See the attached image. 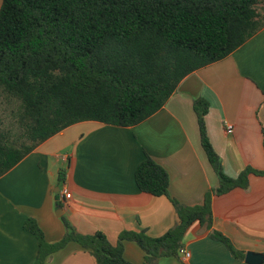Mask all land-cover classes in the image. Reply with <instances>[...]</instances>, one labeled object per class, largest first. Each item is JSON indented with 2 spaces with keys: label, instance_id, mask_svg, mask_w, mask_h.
<instances>
[{
  "label": "trees",
  "instance_id": "16d2710c",
  "mask_svg": "<svg viewBox=\"0 0 264 264\" xmlns=\"http://www.w3.org/2000/svg\"><path fill=\"white\" fill-rule=\"evenodd\" d=\"M264 30V0H3L0 9V178L46 141L83 122L134 127L162 110L181 82L218 63ZM210 110L194 101L202 147L219 179L201 206H185L169 196L168 172L150 157L135 172L139 190L167 197L178 224L163 236L125 232L113 244L102 232L79 233L62 217L66 233L47 242L37 221L25 230L38 241L31 264L70 243L89 252L96 264H131L125 242L145 253L143 264L178 257L186 233L199 223L231 255L245 262V252L213 229V198L247 189L246 168L237 178L226 175L213 149L205 118ZM59 172V181L65 179ZM57 206L63 207L58 200Z\"/></svg>",
  "mask_w": 264,
  "mask_h": 264
},
{
  "label": "crops",
  "instance_id": "0c3cea01",
  "mask_svg": "<svg viewBox=\"0 0 264 264\" xmlns=\"http://www.w3.org/2000/svg\"><path fill=\"white\" fill-rule=\"evenodd\" d=\"M3 0H0V9ZM210 106L205 118L208 137L229 177L246 168L264 171V30L228 58L186 77L166 106L134 127L98 122L76 124L39 146L0 178V264H31L38 254L36 237L25 230L37 221L47 242L66 233L62 217L82 234L104 233L116 244L125 232H146L159 238L178 224L167 197L141 192L135 172L150 157L169 174V196L189 206H201L219 179L202 147L194 101ZM226 124L234 127L226 131ZM65 179L59 181V172ZM72 197L63 202L62 189ZM213 229L233 246L264 255V177L250 176L247 189L213 198ZM188 260L162 258L158 264H246L213 240L195 223L183 241ZM124 257L143 264L145 253L125 242ZM47 264H96L77 243L48 258Z\"/></svg>",
  "mask_w": 264,
  "mask_h": 264
},
{
  "label": "built area",
  "instance_id": "2783aa9c",
  "mask_svg": "<svg viewBox=\"0 0 264 264\" xmlns=\"http://www.w3.org/2000/svg\"><path fill=\"white\" fill-rule=\"evenodd\" d=\"M234 127L231 124H226V131L227 133H233ZM72 197L71 193L68 189L64 188L61 192V198L59 199L61 202H66V200H70ZM181 255L183 256L184 260H188L191 256V253L186 250L181 251Z\"/></svg>",
  "mask_w": 264,
  "mask_h": 264
},
{
  "label": "water",
  "instance_id": "95a60500",
  "mask_svg": "<svg viewBox=\"0 0 264 264\" xmlns=\"http://www.w3.org/2000/svg\"><path fill=\"white\" fill-rule=\"evenodd\" d=\"M63 213L61 208L58 209L56 215L59 217ZM245 263L246 264H264V255L255 252H247L245 256Z\"/></svg>",
  "mask_w": 264,
  "mask_h": 264
}]
</instances>
